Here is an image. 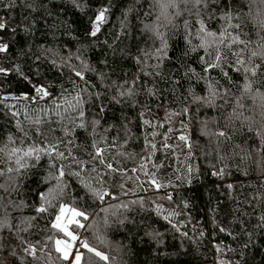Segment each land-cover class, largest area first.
Listing matches in <instances>:
<instances>
[{"label":"trees","instance_id":"16d2710c","mask_svg":"<svg viewBox=\"0 0 264 264\" xmlns=\"http://www.w3.org/2000/svg\"><path fill=\"white\" fill-rule=\"evenodd\" d=\"M0 20V264H75L62 206L87 217L81 264H264V0H0Z\"/></svg>","mask_w":264,"mask_h":264},{"label":"snow or ice","instance_id":"6c2138e0","mask_svg":"<svg viewBox=\"0 0 264 264\" xmlns=\"http://www.w3.org/2000/svg\"><path fill=\"white\" fill-rule=\"evenodd\" d=\"M105 11H106V9H102L96 15L95 21H94L95 27H94V29H93V31L91 33L92 35H96V33L100 30V24L106 19ZM4 27H5V25L0 23V29H3ZM6 50H7V46L6 45L0 47V51H6ZM5 71H6L5 69H0V73H4ZM77 75H80V73H77ZM34 90L36 92V96L37 97L42 98V97H45V96L49 95V93L46 91V89L43 88L42 86H38V85L34 86ZM76 106L77 105H71V107H73V108L76 107ZM80 116L83 117V111L82 110L80 112ZM79 126L83 127L84 125H83V123H81ZM180 139L184 140L185 137L182 136V137H180ZM33 151H56V146H55V144H52V145L49 146L48 149H34L33 148V149H30L27 154H32ZM100 151L101 150L98 149V152H100ZM56 154L57 155H62L59 152H57ZM61 175H63L62 171H61ZM152 183H155V180H153ZM157 187H160V185H157ZM93 194L96 197H98L99 199H103L106 195H108V193L100 192V191H96ZM169 199H171V197H169ZM38 211L43 212V211H46V209L42 207V208L38 209ZM65 212H69L72 217H84L85 219L87 217H86L84 212L77 211L74 208H68L67 206H62L60 208V214L55 217L56 223L53 224V227L54 228H58V229L62 228L63 231L67 234V236L71 237L72 240H76L77 237L71 231L68 230L67 224H61V222H60L61 221V217L65 214ZM67 223H75L78 226L83 227V225L80 224L79 220L73 219V220H69ZM55 244L57 246L64 245L63 248L58 247L57 251H60V252L63 253V259H66V260L69 259L68 249H70L72 247V245L69 242L65 241V240H56ZM82 246H83V248L87 249L88 252L93 253L96 257H99L101 260H107L108 259V257L105 256L103 253L97 251L94 248H91L88 245L87 242H85ZM31 254L34 255V249H33ZM82 256H83V253L77 252V253L74 254V262H75V264H81ZM89 264H91V261H89Z\"/></svg>","mask_w":264,"mask_h":264},{"label":"rangeland","instance_id":"374dc122","mask_svg":"<svg viewBox=\"0 0 264 264\" xmlns=\"http://www.w3.org/2000/svg\"><path fill=\"white\" fill-rule=\"evenodd\" d=\"M67 207L70 208L69 206H67ZM73 219L79 220V222L81 224L80 217H72L69 212H65V214L61 217V221L60 222H61V224H67L68 230L71 231L77 237V239L76 240H72L71 237L67 236V234H66V237H62V238H59L57 240H65V241L69 242L72 245V247L70 249H68V252H69V258H72L73 261H74V254L78 252V251H75V249L78 250V244L77 243H79V239H78L77 233L73 230V226L75 225V223H67L69 220H73ZM60 229L63 231L62 228H60ZM56 247L57 248L58 247L63 248L64 245H59V246L56 245ZM61 254L63 256L62 252H61Z\"/></svg>","mask_w":264,"mask_h":264},{"label":"built area","instance_id":"2783aa9c","mask_svg":"<svg viewBox=\"0 0 264 264\" xmlns=\"http://www.w3.org/2000/svg\"><path fill=\"white\" fill-rule=\"evenodd\" d=\"M0 23H2V24H3L2 20H0Z\"/></svg>","mask_w":264,"mask_h":264}]
</instances>
